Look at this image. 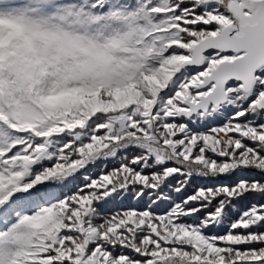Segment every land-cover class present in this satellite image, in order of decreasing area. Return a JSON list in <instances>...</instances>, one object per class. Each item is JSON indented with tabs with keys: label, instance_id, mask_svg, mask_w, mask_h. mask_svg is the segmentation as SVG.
Instances as JSON below:
<instances>
[{
	"label": "snow or ice",
	"instance_id": "1",
	"mask_svg": "<svg viewBox=\"0 0 264 264\" xmlns=\"http://www.w3.org/2000/svg\"><path fill=\"white\" fill-rule=\"evenodd\" d=\"M0 264H264V0H0Z\"/></svg>",
	"mask_w": 264,
	"mask_h": 264
}]
</instances>
